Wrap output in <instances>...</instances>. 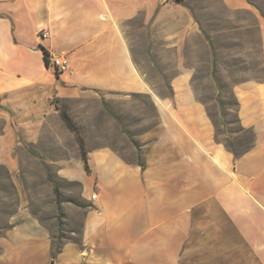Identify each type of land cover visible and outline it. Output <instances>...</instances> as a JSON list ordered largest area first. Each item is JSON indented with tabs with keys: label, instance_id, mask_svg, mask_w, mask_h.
<instances>
[{
	"label": "crops",
	"instance_id": "0c3cea01",
	"mask_svg": "<svg viewBox=\"0 0 264 264\" xmlns=\"http://www.w3.org/2000/svg\"><path fill=\"white\" fill-rule=\"evenodd\" d=\"M21 154L85 202L55 256ZM0 167V264H264V0H0Z\"/></svg>",
	"mask_w": 264,
	"mask_h": 264
},
{
	"label": "rangeland",
	"instance_id": "374dc122",
	"mask_svg": "<svg viewBox=\"0 0 264 264\" xmlns=\"http://www.w3.org/2000/svg\"><path fill=\"white\" fill-rule=\"evenodd\" d=\"M229 98V97H228ZM229 106L232 111L224 114L225 119L219 124V134L228 139L230 143L240 150L247 146L250 141V135L246 131H240L235 115V103L233 98L229 99ZM234 133L236 135H234ZM21 152V151H20ZM25 161H21L22 172L27 177V184L30 189V209L38 216L49 228L52 236L56 239L60 238L62 241L78 240L81 233L82 214L85 207V202L80 195L79 185L75 182L52 183V179H43L42 174L43 165L35 158L34 160L28 159L26 155L21 154ZM50 170L52 167H49ZM3 168L0 167V172L3 174ZM3 185H7V192L0 194L6 196V202L3 201L2 205L6 204L7 210L13 209L16 202V194L9 187V182L1 180ZM7 182V183H6ZM55 185L58 189L56 195L54 191ZM59 186V187H58ZM2 211V210H0Z\"/></svg>",
	"mask_w": 264,
	"mask_h": 264
},
{
	"label": "trees",
	"instance_id": "16d2710c",
	"mask_svg": "<svg viewBox=\"0 0 264 264\" xmlns=\"http://www.w3.org/2000/svg\"><path fill=\"white\" fill-rule=\"evenodd\" d=\"M44 55L47 57V52L44 51ZM221 104L223 105V103H221ZM61 116H62V119L64 120V122L66 123V125L70 129L75 130V127L73 126L72 120L70 119V117L68 116V114L65 111H63V110L61 111ZM243 130L246 131V132H248L251 138H250L249 144L247 146H245L244 148L240 149V150L236 149V147H234V145L228 141L227 137L224 138L225 141H226V144L231 149H233L236 154H239V153L247 150L251 146V141H252V133H251V130H249V129H242V131ZM219 132H220V130H217V132H216V135L217 136L219 135ZM80 147L83 150V146H82L81 142H80ZM83 159H84V162H86V160L84 158V154H83ZM54 191H55V193L57 195L58 194V192H57L58 189L57 188H54ZM51 238H52V247H53L52 256H55V254L57 252H59V250L61 249L63 243H65L66 241H62V240H60V238L56 239V237L52 236V234H51ZM74 241H77V240H74Z\"/></svg>",
	"mask_w": 264,
	"mask_h": 264
},
{
	"label": "built area",
	"instance_id": "2783aa9c",
	"mask_svg": "<svg viewBox=\"0 0 264 264\" xmlns=\"http://www.w3.org/2000/svg\"><path fill=\"white\" fill-rule=\"evenodd\" d=\"M47 32L43 31L40 32V36L44 37L46 36ZM48 57L50 58L52 64L58 71H63L68 67L69 60L68 57L65 54H49Z\"/></svg>",
	"mask_w": 264,
	"mask_h": 264
}]
</instances>
